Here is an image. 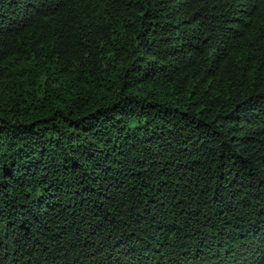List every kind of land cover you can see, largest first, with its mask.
Wrapping results in <instances>:
<instances>
[{
	"label": "trees",
	"instance_id": "1",
	"mask_svg": "<svg viewBox=\"0 0 264 264\" xmlns=\"http://www.w3.org/2000/svg\"><path fill=\"white\" fill-rule=\"evenodd\" d=\"M0 264H264V0H0Z\"/></svg>",
	"mask_w": 264,
	"mask_h": 264
}]
</instances>
